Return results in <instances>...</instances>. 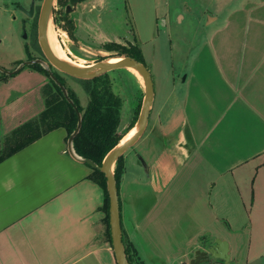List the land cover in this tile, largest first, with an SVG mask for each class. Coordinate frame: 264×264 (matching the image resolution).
Masks as SVG:
<instances>
[{
	"label": "crops",
	"instance_id": "0c3cea01",
	"mask_svg": "<svg viewBox=\"0 0 264 264\" xmlns=\"http://www.w3.org/2000/svg\"><path fill=\"white\" fill-rule=\"evenodd\" d=\"M69 9L85 28L106 11L104 0ZM208 18L204 50L191 69L165 71L147 130L124 155L123 237L138 264H191L217 239L229 243L230 261L202 264L264 249V0ZM175 19L186 22L183 13ZM35 76L0 83L1 126L43 100ZM67 135L52 131L0 163V264H118L105 193Z\"/></svg>",
	"mask_w": 264,
	"mask_h": 264
},
{
	"label": "rangeland",
	"instance_id": "374dc122",
	"mask_svg": "<svg viewBox=\"0 0 264 264\" xmlns=\"http://www.w3.org/2000/svg\"><path fill=\"white\" fill-rule=\"evenodd\" d=\"M99 1L101 0H97V3ZM43 2L44 0H0V67L6 71L14 72L24 62L43 60L53 74L64 78L68 87L77 93L82 105L86 108L89 97L83 86L75 78L65 75L51 66L39 46L38 37L34 35L27 40L24 37L21 23L26 20L25 10L34 8L39 17ZM239 3L241 0H224V6L230 4L233 8L228 11V7H225L221 12L220 10L216 11L218 4H212L208 0H104L106 11L101 12L103 21H99L96 13L94 16L90 15L89 28L76 27L75 40H72L70 35L64 31L63 21L55 24V15H53V23L63 52L70 60L86 67L97 66L100 58H113L111 53L101 51L102 46L107 43L138 45L142 49L145 64L152 74L154 84L159 88V85L163 83L164 73L166 70L169 71V68L180 70L185 67L189 70L193 67L197 53L204 50L210 36L207 33L208 28L205 26L209 21L208 16L218 15L225 19V16L230 15ZM19 6L24 9H19ZM72 12H69L70 19L76 24V21L80 20V16L76 18ZM178 13H183L186 16V22L182 26L175 19ZM79 40L82 43H79ZM41 66L43 67V65ZM43 68L45 69V67ZM87 70L91 69L85 71ZM22 71L39 73L43 79L40 85L41 89L50 83V76L44 71H38L34 65L24 67L19 73L0 80V83L9 82L13 85L15 83L13 78ZM109 75L113 81L114 91L124 101L122 127L124 125L126 127L128 125L126 123L130 122L139 105L143 104L144 81L136 76L131 69L116 70L110 72ZM41 77L35 76L34 84L40 82ZM2 78L3 73L0 72V79ZM19 81L21 80L19 79ZM43 100L37 101L36 106L28 112L13 118L14 122L0 125V139L17 129L18 126L20 127L22 122L23 124L27 122L32 115L34 118L38 117L45 108ZM3 111L0 108V120H2ZM127 155L126 157H131L129 154ZM231 264H264V249L256 248L255 252L249 253L244 248L240 252V260H234Z\"/></svg>",
	"mask_w": 264,
	"mask_h": 264
},
{
	"label": "trees",
	"instance_id": "16d2710c",
	"mask_svg": "<svg viewBox=\"0 0 264 264\" xmlns=\"http://www.w3.org/2000/svg\"><path fill=\"white\" fill-rule=\"evenodd\" d=\"M86 0H57L53 15L56 16L55 24L63 21V29L75 40V22L70 19L67 8L84 3ZM101 51L111 53L113 57H130L145 64L142 49L138 45H120L117 43H107L102 46ZM109 58H100L99 62ZM146 65V64H145ZM38 71L47 72L41 65L35 64ZM56 79L67 90L68 97L62 91L60 85L51 78L50 83L43 86L41 93L44 99L45 108L41 114L25 122L23 125L0 139V163L17 154L24 148L38 141L43 136L58 129L67 131V141L76 131L79 124V113L81 114L82 127L75 137L73 149L75 154L82 159H89L102 166L107 155L116 148L123 139L136 126L142 108V103L133 114L130 122L122 128V110L124 101L113 88V81L109 73L94 79L80 80L79 82L89 97V103L85 108L82 105L77 93L68 87L66 81L61 76L54 74ZM9 75L3 73L5 80ZM70 100V101H69ZM88 165V164H87ZM93 173L90 178L98 183L105 193L104 210L107 213L106 223L108 229L109 242L112 245L110 230V199L107 188V178L98 168L88 165ZM124 156L121 157L115 168V178L118 188L124 174ZM125 243V240H124ZM126 254L129 264H138V259L132 253L129 245L125 243Z\"/></svg>",
	"mask_w": 264,
	"mask_h": 264
},
{
	"label": "water",
	"instance_id": "95a60500",
	"mask_svg": "<svg viewBox=\"0 0 264 264\" xmlns=\"http://www.w3.org/2000/svg\"><path fill=\"white\" fill-rule=\"evenodd\" d=\"M56 3L57 0H44L40 13V21H39L40 46L45 55V58L51 64V66H53L60 72L64 73L65 75L80 80L94 79L99 76L120 69H136L140 72L142 79L144 81L145 97L142 104L138 122L134 127V129L138 128V131L129 141H127L126 143H123L122 141L116 148H114L107 155L101 167H99L97 164H95L93 161L89 159H82L78 157L74 152L73 142L82 127V120H81L82 117L80 113H79L78 127L68 140L69 151L74 157H76L83 163L92 166L93 168L100 169V171L104 173L107 178V188L110 199V230H111L114 253L118 264H129L125 249L124 237H123L119 190H118L117 180L115 178L114 168L118 160L121 157H123L129 149L134 147L139 142V140L143 137V135L147 130L150 114H151V108L155 97L154 80L150 70L145 64L130 57H113V58H122L121 61L114 63L110 62L109 60H111L112 58H109L107 60L99 62L97 66L92 65L94 66V69L87 71H81L79 69H76L64 63L59 58H57L51 51L50 47L47 45L46 34H45V26L48 23L50 17L53 20V12ZM26 37L27 36L25 35V38ZM35 64L43 65V67H45V69L49 72L51 78L54 79L60 85L63 93L65 94L67 99H69L66 88L60 84V82L51 72L47 63L43 60L36 59V60L24 62L21 65V67L14 72H9L3 70L2 68H0V71L7 75H13L19 73L24 67ZM229 251H230L229 243L217 239L216 245L213 248H211L209 251H200V250L197 251L196 257L194 260H192L191 264H202L208 259V257L211 256L218 260L228 262L230 261Z\"/></svg>",
	"mask_w": 264,
	"mask_h": 264
},
{
	"label": "bare ground",
	"instance_id": "6f19581e",
	"mask_svg": "<svg viewBox=\"0 0 264 264\" xmlns=\"http://www.w3.org/2000/svg\"><path fill=\"white\" fill-rule=\"evenodd\" d=\"M45 34H46V40H47V45L50 47L51 51L53 52V54L59 58L61 61H63L64 63L79 69L81 71H85L86 69H94V67H86L83 65H80L78 63H75L73 60H70L67 55L63 52V48L61 46V43L59 42V39L57 37L55 28H54V23L52 18L50 17L48 23L45 26ZM122 58H112L111 60H109L110 62H118L121 61ZM131 71L138 76L140 79L142 78L140 72L136 69H131ZM142 80V79H141ZM138 131V128H135L134 130H132L131 134L128 136L127 139L123 140V143H126L127 141H129Z\"/></svg>",
	"mask_w": 264,
	"mask_h": 264
},
{
	"label": "flooded vegetation",
	"instance_id": "af4514ba",
	"mask_svg": "<svg viewBox=\"0 0 264 264\" xmlns=\"http://www.w3.org/2000/svg\"><path fill=\"white\" fill-rule=\"evenodd\" d=\"M71 7H69V8H71ZM69 8H67L68 12H70ZM19 9L23 10L24 8L22 9V7L19 6ZM24 14H26V20L21 23V27H22V31L27 36L26 40L29 39L31 36L35 35L36 37H38V43H39V46H40V40H39V21H40V16L38 17V15L36 14V11H35L34 8L33 9L31 8L30 10H25ZM25 35H24V37H25ZM0 68H2V67H0ZM3 70H5V69H3ZM1 73H3V72H1Z\"/></svg>",
	"mask_w": 264,
	"mask_h": 264
}]
</instances>
